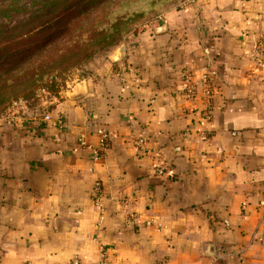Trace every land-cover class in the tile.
<instances>
[{
  "label": "crops",
  "instance_id": "crops-1",
  "mask_svg": "<svg viewBox=\"0 0 264 264\" xmlns=\"http://www.w3.org/2000/svg\"><path fill=\"white\" fill-rule=\"evenodd\" d=\"M195 4L129 36L49 121L0 119V264H264V76L251 58L264 0ZM187 70L199 89L212 74L210 110L183 96Z\"/></svg>",
  "mask_w": 264,
  "mask_h": 264
},
{
  "label": "rangeland",
  "instance_id": "rangeland-1",
  "mask_svg": "<svg viewBox=\"0 0 264 264\" xmlns=\"http://www.w3.org/2000/svg\"><path fill=\"white\" fill-rule=\"evenodd\" d=\"M61 1H64V5L56 7H62V10L76 2L75 0ZM196 1L166 0L165 3L156 5L157 0H111L103 5L110 6L106 10L103 8L94 10L74 27L70 36L71 44L70 41L69 44L57 43L49 51V54L57 60L54 61L51 69L47 70L45 78L40 79V76H36L37 78L30 79L25 74L26 67L21 64L12 73L13 77L7 84L4 81L0 82V119L4 122L5 120L24 122L45 115L47 109L56 104L63 92L75 81L101 71L111 54L129 36L135 33L141 34L147 29L145 25L152 23L159 16L162 18L161 23L164 17L163 11L167 6L191 4L195 6ZM33 2L35 0H0V29L3 31L4 28L17 24L24 26L30 14L24 6H43V3L33 5ZM95 3L100 2L96 0ZM129 3H133L131 6H159V8L151 10L146 15L131 16L124 24L119 23V26L115 25V20L112 18L110 20L105 18L107 13L118 12ZM18 31L21 32L22 28ZM19 40H21L20 36L15 42ZM8 41V36L0 33V42L8 46L5 49L7 56L15 48V42L7 45ZM61 56L64 58H59Z\"/></svg>",
  "mask_w": 264,
  "mask_h": 264
},
{
  "label": "trees",
  "instance_id": "trees-1",
  "mask_svg": "<svg viewBox=\"0 0 264 264\" xmlns=\"http://www.w3.org/2000/svg\"><path fill=\"white\" fill-rule=\"evenodd\" d=\"M76 2L68 8L56 6H63L64 1L61 0H35L34 4L43 3V6H24L29 12L26 24L14 25L12 27L4 28L0 33H5L8 36V44L15 42L14 50L10 51V55L5 54L6 43L0 42V82L4 81L7 84L13 77L15 69L19 65H24L25 74L30 78H37L36 76L46 77L47 70H50L54 61L53 55L49 51L56 46L57 43L70 44L72 40L70 36L72 30L82 19L96 9L106 10L110 6H103L111 0H98L100 3H95L96 0H75ZM165 3L166 0H157L156 5ZM134 3H136L134 1ZM129 3L125 8L119 9L117 12H112L105 16L106 19L115 20V25L119 23L124 24L131 16L146 15L153 9L159 6H131ZM9 13V12H8ZM22 28V31H18ZM6 46V47H5ZM68 52V51H67ZM66 52V53H67ZM64 58V57H59Z\"/></svg>",
  "mask_w": 264,
  "mask_h": 264
},
{
  "label": "built area",
  "instance_id": "built-area-1",
  "mask_svg": "<svg viewBox=\"0 0 264 264\" xmlns=\"http://www.w3.org/2000/svg\"><path fill=\"white\" fill-rule=\"evenodd\" d=\"M161 16L158 17V19L153 20L152 23L145 25L147 29H150L152 27H156L161 20ZM147 29L145 31H147ZM142 32V33H145ZM264 36H261L252 46H251V58L253 61V71L261 72L263 73L264 76ZM186 77L185 81V88L183 91V96L185 97L186 100L188 101H195L199 97V95L203 98L205 104H206V109L210 110L211 107L213 106V101L215 97V90H214V85H213V80H212V74L209 72H205L202 74L200 83L201 87L200 89L198 88L196 81L193 80V77L191 76V73L189 70H187L184 73ZM204 111V115L206 116L207 119L210 118V115L208 111ZM51 119V116L49 114H45L44 120L49 121ZM61 120H59L60 122ZM206 131L205 129L202 128L201 125H198V127L195 129V134L197 136H200L201 138H204L206 136ZM108 135L106 133L102 134L103 138V143L101 144L100 147L98 148H93V157L94 159H98L100 157V151L104 147V141ZM146 143V140L144 138H139L135 140V144L137 147L142 148ZM155 171L158 176H163L166 172L165 166L162 161L157 160L155 163ZM122 202L125 205H130L131 200L130 199H124ZM93 203L94 205L99 209L103 210V203H102V194H101V184L99 182H96L93 188ZM127 215L129 216L130 219L136 220L138 218L137 214L129 210L127 208L126 210ZM101 256H104V251L103 248H101ZM68 264H82V259L80 255H74L70 262Z\"/></svg>",
  "mask_w": 264,
  "mask_h": 264
}]
</instances>
